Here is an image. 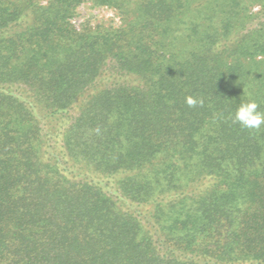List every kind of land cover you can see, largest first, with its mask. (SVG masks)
Listing matches in <instances>:
<instances>
[{
	"label": "trees",
	"instance_id": "1",
	"mask_svg": "<svg viewBox=\"0 0 264 264\" xmlns=\"http://www.w3.org/2000/svg\"><path fill=\"white\" fill-rule=\"evenodd\" d=\"M263 14L0 0V264H264Z\"/></svg>",
	"mask_w": 264,
	"mask_h": 264
},
{
	"label": "rangeland",
	"instance_id": "2",
	"mask_svg": "<svg viewBox=\"0 0 264 264\" xmlns=\"http://www.w3.org/2000/svg\"><path fill=\"white\" fill-rule=\"evenodd\" d=\"M259 11V6L253 9L254 13H258ZM260 20H264V14L258 19V21ZM257 23L258 22L255 24ZM73 24L77 28H81L83 25H90L91 27H96L97 25L119 27L121 25V20L118 14L112 9L96 7L91 3H85L78 9L73 19Z\"/></svg>",
	"mask_w": 264,
	"mask_h": 264
},
{
	"label": "clouds",
	"instance_id": "3",
	"mask_svg": "<svg viewBox=\"0 0 264 264\" xmlns=\"http://www.w3.org/2000/svg\"><path fill=\"white\" fill-rule=\"evenodd\" d=\"M258 107L254 101L241 102L234 113L233 122L244 128H259L264 124V113L258 111Z\"/></svg>",
	"mask_w": 264,
	"mask_h": 264
}]
</instances>
